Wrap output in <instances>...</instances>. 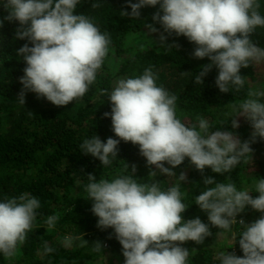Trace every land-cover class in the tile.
Listing matches in <instances>:
<instances>
[{"label":"clouds","instance_id":"obj_1","mask_svg":"<svg viewBox=\"0 0 264 264\" xmlns=\"http://www.w3.org/2000/svg\"><path fill=\"white\" fill-rule=\"evenodd\" d=\"M80 0H4L8 15L4 20L17 21V39H26L17 51L26 67L19 82L23 86L17 100L25 103L26 92L35 93L55 106H66L82 98L96 80L97 72L109 52L110 37L101 33L92 19L75 14ZM159 9L152 16L164 33L184 36L195 44L194 58H208L210 63L201 66L195 83L213 66L218 69L215 84L220 92H229L234 86L238 92L245 79L241 68L250 62L264 61V48L251 40L257 26L264 27V16L259 13V0H137L129 2L131 12L121 11L129 18L140 17L145 6ZM93 8L100 7L94 3ZM3 21H0V25ZM149 33L157 32L152 24L146 25ZM161 34L159 41L164 44ZM31 44V47L29 46ZM157 76L149 67L133 78H120L108 94L111 111L104 117L111 119L112 130L118 139L102 142L97 135L79 145L82 153L98 159L101 165H110V157H117L120 141L139 146V153L148 166H155L160 174L176 176L171 170L187 157L196 170L204 169L224 174L240 162L241 157L252 153L250 141L241 142L232 131L209 132V124L199 119V131L188 127L176 116V96L157 86ZM107 91V90H106ZM248 99L238 106L231 120L232 128L239 127L236 117H244L252 128L251 142L264 139V91L249 90ZM168 164L171 166L165 167ZM136 168L133 165L132 172ZM149 175L156 177L157 171ZM88 198L93 201L91 211L98 218L97 227L111 228L122 246L124 264H187L189 249L182 247L187 241L203 243L212 235V227L229 231L233 224L244 226L238 240L243 252H220L221 264H264V179L259 178L253 198L248 190H237L233 183H216L204 177L203 183L215 185L195 198V204L207 214L209 224L199 217L184 221L179 185L160 189L157 182L137 183L131 176H117L111 181L88 174ZM177 177V176H176ZM178 179L186 180L181 172ZM261 213L252 223L245 224L236 217L245 207ZM37 198L29 193L19 197H5L0 202V254L12 258L23 245L27 233L33 229ZM59 215L48 216L45 223L55 227ZM74 239L66 236L64 247ZM81 240V246L87 244ZM237 243V240L236 242ZM54 250L45 244L44 252ZM94 251H101L96 243Z\"/></svg>","mask_w":264,"mask_h":264},{"label":"trees","instance_id":"obj_2","mask_svg":"<svg viewBox=\"0 0 264 264\" xmlns=\"http://www.w3.org/2000/svg\"><path fill=\"white\" fill-rule=\"evenodd\" d=\"M3 2L0 0V21H3L0 25V202L5 197L29 193L39 200L40 207L36 209L33 229L27 233L17 255L6 258L0 254V264H97L98 261L124 264L122 246L113 229L97 227L98 218L91 211L93 201L85 190L88 174L94 175L97 182L131 176L141 184L157 182L163 191L179 185L182 203L187 206L182 219L199 217L205 224H209L207 214L195 204V198L215 185L204 184V177H211L216 183H233L238 191L252 192L253 198L259 195L254 191L259 178L264 179V139L257 137L251 142L250 123L244 117H236L239 127L234 129L231 120L236 115L233 105L248 99L249 90L264 91V61L250 62L248 68L240 69L245 79L240 91L230 85L229 92L223 93L215 84L218 75L215 66L203 77L202 83L194 82L201 66L210 61L207 57L194 58V43L184 36L164 33L161 25L152 20L159 5L141 8L136 19L124 16L121 11L131 12L127 5L137 0H80L75 14L91 18L101 33L110 37L109 52L95 82L82 98L66 106L38 99L32 92H26L25 103L21 105L17 100L23 87L19 78L26 64L17 51L28 41L16 38L17 21L4 20L8 13ZM94 3L100 7L93 8ZM259 4V13L264 16V0H259ZM147 24H152L157 32L149 33ZM161 34L166 37L164 44L159 41ZM251 40L264 48V27L257 26ZM149 67L157 76V86L176 96V116L182 123L199 131V119H204L209 124V132L232 131L241 142L250 141L252 153L241 157L234 169L224 174L214 173L207 167L201 174L186 157L171 169L177 177L160 174L155 166H148L139 153V146L131 142L120 141L117 157H110L111 163L107 166L90 154H83L79 145L93 135L102 142L109 137L118 139L110 116L103 115L111 111L108 94L118 79L138 77ZM260 101L264 103V97ZM164 166L171 168L166 163ZM154 170L156 177L149 175ZM181 172L186 174L182 182L178 179ZM56 214L59 219L49 229L45 221ZM260 216V212L246 206L236 219L249 224ZM209 228L212 235L203 243L187 241L182 245L189 249L187 264H221L220 252L243 256L238 240L244 226L236 223L229 231L210 224ZM66 236L80 239H74L66 248L62 243ZM83 239L88 243L81 246ZM218 240L225 244H219ZM96 243L101 245L99 252L94 251ZM45 244L54 251L45 253Z\"/></svg>","mask_w":264,"mask_h":264},{"label":"rangeland","instance_id":"obj_3","mask_svg":"<svg viewBox=\"0 0 264 264\" xmlns=\"http://www.w3.org/2000/svg\"><path fill=\"white\" fill-rule=\"evenodd\" d=\"M258 70L260 71L261 68H258ZM219 238L221 239V237H219ZM217 239H218V238H217ZM218 242H219V244H221V245H224V244H225L224 241H221V242H220V241L218 240ZM226 242L229 243V244H231V241H230L229 239H227ZM97 264H100V261H98Z\"/></svg>","mask_w":264,"mask_h":264}]
</instances>
